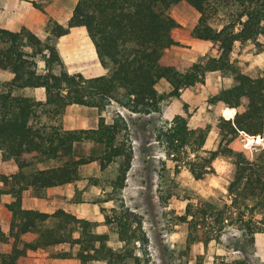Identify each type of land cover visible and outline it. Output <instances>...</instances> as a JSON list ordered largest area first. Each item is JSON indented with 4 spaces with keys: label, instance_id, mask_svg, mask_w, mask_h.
Returning <instances> with one entry per match:
<instances>
[{
    "label": "trees",
    "instance_id": "16d2710c",
    "mask_svg": "<svg viewBox=\"0 0 264 264\" xmlns=\"http://www.w3.org/2000/svg\"><path fill=\"white\" fill-rule=\"evenodd\" d=\"M221 2L235 6L236 13L219 29L210 23L208 10ZM174 6L193 7L200 13L198 22L189 28L191 35L216 44L217 54L171 64L169 48L180 44L174 31L182 27L172 15ZM48 24L44 39L26 27L0 26V198L4 194L12 197L6 203L11 212L9 231L0 228V264H28L30 253L39 248L53 257H75L80 264H144L149 240L143 219L120 203L117 194L126 186L134 157L128 123L119 113L109 123L104 113L115 101L133 113L150 116L161 109L164 95L157 84L162 78L171 84L172 95H180V89L196 85L215 70L233 76L231 86L209 98L211 104L225 107L227 117L220 114L218 118V148L202 154L210 125L193 127L185 114L158 125L156 140L167 159L182 161L194 153L186 164L198 180L215 173L214 162L220 155L233 164L226 195L197 194L179 216L186 224L185 254L193 245L216 240L242 253V259L229 264H264L253 262L260 260L255 257L256 236L264 233V149L250 157L231 145L240 132L264 137V73H244L231 58L237 42L261 46L264 0H78L66 23ZM77 26L86 28L105 74L86 77L66 68L58 39ZM39 88L44 89L45 99L27 94ZM73 104L97 107L98 127L66 128L61 117ZM82 143L98 146L100 154H78L76 147ZM9 159L18 167L10 175L3 169ZM97 160L102 169L117 164L111 194L105 199L114 200L116 207L112 213L102 209L105 223L122 242L117 248L110 244L108 233L93 229L89 219L64 208L49 213L23 206L24 191L42 196L47 188L73 183L84 165ZM27 233L37 237L26 241ZM61 244L68 248H59ZM195 264L203 260L197 257Z\"/></svg>",
    "mask_w": 264,
    "mask_h": 264
},
{
    "label": "rangeland",
    "instance_id": "374dc122",
    "mask_svg": "<svg viewBox=\"0 0 264 264\" xmlns=\"http://www.w3.org/2000/svg\"><path fill=\"white\" fill-rule=\"evenodd\" d=\"M28 1L43 12L45 24L36 30V34L44 39L49 34L48 22L64 20L72 13L78 0ZM232 13H236V7L221 2L219 5L210 7L208 17L210 23L220 29ZM172 15L182 24V27L178 29L181 37L190 31V26L195 25L200 17V13L193 7L174 6ZM0 26L15 29V0H0ZM86 35L85 28L78 27L72 31V34L58 39V48L66 63V68L72 73L86 69L95 74V67H92L90 63L93 48L86 41ZM260 41L261 46L253 42L236 43L232 54L236 66L252 76L264 73V38ZM215 47H217L216 44ZM169 53L171 62L175 65L181 61L192 62L189 59V50L185 48L176 46ZM181 55H185V58H181ZM204 57L199 56L197 61L203 60ZM81 61H88V64L81 63ZM40 65L43 67V62H40ZM224 77L221 85L223 87L231 83L233 76L231 73H225ZM205 82L204 77L202 83L206 84ZM204 87L201 83H197L194 90L199 101L190 104L181 95H172L170 93L172 87H168L167 83H160L159 90L164 95L161 109L150 116L133 114L121 105H110L107 108L111 110V116L109 118L106 116L109 122H112L119 113L126 118L128 123L127 138L132 146L134 157L125 182L126 186L117 194L120 203L129 206L143 219V228L149 240L143 256L147 259L144 264H184L185 259L189 261L188 264H195L197 257L203 260V264H229L243 258L239 250L227 249L223 243L216 240L205 245H193L186 255V224L179 219V216L185 212L187 203L195 195L200 194L205 197L226 195L233 167L230 158L224 155L218 156L214 162L215 173L209 179L198 180L186 164L189 158L195 156L194 153H190L191 156L188 158L183 157L182 161L167 159L161 144L156 140L158 125L172 120L177 114H185L193 127H199L201 123H206L203 126L210 125L211 129L204 145L205 152L203 151L202 154L207 155L206 151L218 148L221 134L217 128V122L222 114V106L209 102L211 94ZM31 94L37 98H43L44 90L38 89L32 91ZM68 119L70 124L74 121L71 117ZM61 120L65 121L64 116ZM256 136L240 132L232 143V147L252 157L254 153L264 149V142L249 144L250 138L256 139ZM76 151L78 154H100L98 146L92 143L79 144ZM35 166L38 167L40 164ZM3 169L7 174H13L18 169L17 163L9 159L3 163ZM116 175L117 164L114 162L104 169L101 168L99 160L84 165L78 180L64 186L63 189H53L49 196H45L49 199V210L55 211L69 205H72L75 210H84L94 222L93 229L96 232L108 233L110 244L115 248L120 247L122 242L118 239L117 232L104 223L105 212L102 210L105 208L108 213H112L111 210L116 207L114 200L105 202L111 194L112 181ZM26 193L28 196L29 192ZM11 200L12 197L9 194H4L0 198V228L5 231H8L10 223V212L6 203ZM4 249L7 250V246ZM37 257H43V253H36L31 264L38 263ZM255 257L260 260L253 262L264 263V233H258L256 236ZM68 260L70 264H79L75 258H68ZM60 262L61 260L54 258H47L44 261L45 264H60Z\"/></svg>",
    "mask_w": 264,
    "mask_h": 264
},
{
    "label": "crops",
    "instance_id": "0c3cea01",
    "mask_svg": "<svg viewBox=\"0 0 264 264\" xmlns=\"http://www.w3.org/2000/svg\"><path fill=\"white\" fill-rule=\"evenodd\" d=\"M71 14L69 16H67L64 20H58L59 23H62V24L66 23V21L70 18ZM44 20H45V18H44L43 12L40 9L36 8L30 1H28V0H15V29H12V28H9V29L19 30L22 27H26V28H28V29H30L36 33V30L38 28H40L42 24H45ZM1 27H3V26H1ZM78 27L85 28L83 26L72 27L70 32L64 36H68L69 34H72V31ZM5 28H7V27H5ZM178 29L179 28H177L174 31V37H175L176 41H178L180 44L179 45H173L172 47L169 48V51L171 49L175 48L176 46L181 47V48H185L186 50H189V59L192 62H197L199 56H206L209 53H215V54L218 53V49H217V47H215V44L213 42H211L209 40H203V39L195 38L191 35L190 31H187L186 34L183 37H181ZM85 30H86V28H85ZM86 41L93 48V55H92V59H91L90 63L92 64L91 65L92 67H95V74H92L91 70H86V69L82 70L81 73H83V75L86 77H93V76H99V75L105 74L106 70L101 65V63L98 59V54H97L96 48H95L91 38L89 37L88 33L86 35ZM237 43H240V42H237ZM232 54H233V52L231 53V58H232ZM181 58H185V55H183ZM232 60H233V58H232ZM67 63H70V62H67ZM81 63L88 64V61H81ZM171 64L174 66H177V65L173 64L172 62H171ZM242 72H244V71H242ZM224 75H225V73H223L220 70L210 71V72H207V74L204 76L205 80H206V82H205L206 84L202 83V81L199 83H201L202 87L205 86L204 88L207 89V91L211 94V96H213V95L218 94L222 88L229 87L232 85L233 77H232L231 83L228 86H225V87L221 86L223 80L225 79ZM162 82L163 83L165 82V84L167 83L168 87L171 86V84L165 78H162L159 81V83L157 84V89L159 92H160L159 84ZM196 85L180 89L181 97L186 102H188L190 104H194L197 101H199V97L194 90ZM39 89H41V88H39ZM36 90H38V89H36ZM32 91H35V90H31V91L27 92V94H31ZM38 99H45V91H44V97L38 98ZM116 105L119 106V104L115 101L111 104V106H116ZM217 106H221V105H217ZM224 108L225 107L222 106V114L221 115H223L225 118H227L224 115V110H225ZM237 110L238 109L236 108V112H237ZM121 112H123V111H121ZM236 112H235V114H236ZM131 113H133V112H131ZM110 114H111V110L108 109L104 113V116L105 117L107 116L109 118L111 116ZM133 114H138V113H133ZM117 115H118V113H117ZM69 117L74 119V121L71 124H70L69 119H68ZM232 118H234V117H232ZM99 119H100V112H99V109L97 107H90V106L81 105V104H73L70 107L69 112L64 115V120H65L64 122L65 123L63 122V124L66 128H69V129H90V128H97L98 127ZM114 119H113V121H114ZM106 121L109 122L108 119H106ZM112 122H109V123H112ZM205 124L201 123L200 126H203ZM57 188L63 189L64 186L47 188L43 191L42 196H34L31 194L30 190L24 191V193H23V206L25 208H29V209H37L40 211L54 213L56 210L55 211L49 210V208H50V204L48 203L49 199L46 198L45 196L46 195L49 196V194H51V192H52L51 190L57 189ZM27 191L29 192L28 196L26 195ZM27 201H28V203H27ZM91 205L95 206V204H91ZM61 208H64L66 211L71 212V213L77 215L78 217H82V218H86V219L89 218V220L92 221L91 216H88V214L86 212H84V210H82V211H79V209L75 210L72 207V205L61 207ZM90 208H92V207H90ZM8 211H9V209H8ZM10 216H11V212H10ZM104 223H105V216H104ZM9 227H10V223H9ZM8 231H9V228H8ZM8 231H5V232H8ZM98 233H100V232H98ZM257 236H258V234H257ZM36 237H37V235L34 233H27L24 235L23 238L26 241H32ZM58 247L59 248L60 247L68 248L66 244H61ZM7 249H8V247H7ZM36 253L37 254L43 253V257H37V259H36L38 261L37 264H45L44 261H46L47 258L48 259L54 258L57 260H61L60 264H70L69 263L70 260H68V258L53 257V256H51L49 251H46L42 248H39L36 251H32L30 253V259H29L28 264L32 263L33 257ZM70 258H75V257H70ZM75 259H77V258H75ZM95 263L109 264V263L104 262V261H95ZM79 264H80V261H79Z\"/></svg>",
    "mask_w": 264,
    "mask_h": 264
},
{
    "label": "built area",
    "instance_id": "2783aa9c",
    "mask_svg": "<svg viewBox=\"0 0 264 264\" xmlns=\"http://www.w3.org/2000/svg\"><path fill=\"white\" fill-rule=\"evenodd\" d=\"M253 143L252 144H254V143H263L264 142V137L263 136H261V135H257L256 136V139H254L253 138Z\"/></svg>",
    "mask_w": 264,
    "mask_h": 264
},
{
    "label": "bare ground",
    "instance_id": "6f19581e",
    "mask_svg": "<svg viewBox=\"0 0 264 264\" xmlns=\"http://www.w3.org/2000/svg\"><path fill=\"white\" fill-rule=\"evenodd\" d=\"M253 141H254V140H253ZM253 141L249 140V144H250L251 142H253Z\"/></svg>",
    "mask_w": 264,
    "mask_h": 264
}]
</instances>
